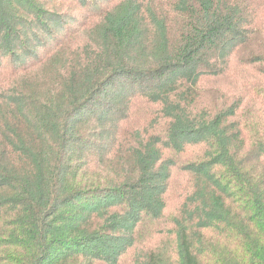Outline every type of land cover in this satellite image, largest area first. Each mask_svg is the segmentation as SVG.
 <instances>
[{
    "label": "trees",
    "instance_id": "trees-1",
    "mask_svg": "<svg viewBox=\"0 0 264 264\" xmlns=\"http://www.w3.org/2000/svg\"><path fill=\"white\" fill-rule=\"evenodd\" d=\"M98 2L0 0V264H264V0Z\"/></svg>",
    "mask_w": 264,
    "mask_h": 264
},
{
    "label": "rangeland",
    "instance_id": "rangeland-1",
    "mask_svg": "<svg viewBox=\"0 0 264 264\" xmlns=\"http://www.w3.org/2000/svg\"><path fill=\"white\" fill-rule=\"evenodd\" d=\"M115 0H99L98 3L93 4V7L88 8V9H83V10H79L76 16V21L79 20V22H81V24H84L87 20V18H90V20H95V16H97L96 13H94L95 9L97 8V10L99 12L103 11V8H105L108 5H111ZM238 77H234L233 79L228 80L227 82L224 83V86L228 87V86H232L233 82L237 83V81H235ZM182 180L186 181V177L183 175H178L177 180L174 182L172 189L176 190V192L181 193V191L183 189H180L179 191H177V187L178 185L182 182ZM187 182V181H186ZM175 194L174 196L178 197L179 194ZM175 201V197L172 200V202ZM130 264V261L129 263Z\"/></svg>",
    "mask_w": 264,
    "mask_h": 264
}]
</instances>
